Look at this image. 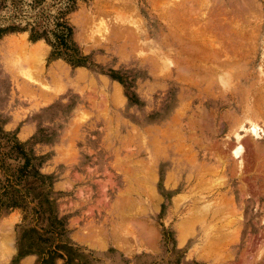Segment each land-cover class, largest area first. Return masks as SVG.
<instances>
[{
  "label": "rangeland",
  "instance_id": "1",
  "mask_svg": "<svg viewBox=\"0 0 264 264\" xmlns=\"http://www.w3.org/2000/svg\"><path fill=\"white\" fill-rule=\"evenodd\" d=\"M59 10L0 0V29L20 28L0 35V127L38 174L7 189L0 174V264H264V148L225 136L254 114L225 102L251 89L234 76L264 83V0H77L62 51L32 38ZM174 130L200 164L224 158L213 181L184 186ZM193 214L206 220L181 241Z\"/></svg>",
  "mask_w": 264,
  "mask_h": 264
},
{
  "label": "bare ground",
  "instance_id": "2",
  "mask_svg": "<svg viewBox=\"0 0 264 264\" xmlns=\"http://www.w3.org/2000/svg\"><path fill=\"white\" fill-rule=\"evenodd\" d=\"M173 19H174V17H173ZM176 24V23H175ZM235 35V34H234ZM238 36V35H237ZM189 37V36H188ZM235 37V36H234ZM244 37V36H243ZM181 40H183V39H181ZM240 41H241V39H240ZM175 42V41H174ZM183 42V41H182ZM237 42V41H236ZM197 43V42H196ZM189 44V43H188ZM197 47V46H196ZM239 47V46H238ZM237 47V48H238ZM243 47V46H242ZM207 48V47H206ZM196 49V48H195ZM203 49V48H202ZM236 49V48H235ZM200 50V49H199ZM202 51V50H201ZM214 51V50H213ZM204 53V52H203ZM210 54V53H209ZM212 54V53H211ZM219 53H214V57L215 56H218L217 57V59L218 60H220V56L218 55ZM242 54V53H241ZM212 55H210V56H212ZM240 55V54H239ZM246 55V54H245ZM207 56V55H206ZM223 55L221 54V57H222ZM241 56V55H240ZM204 57V56H203ZM250 57V56H249ZM248 57V58H249ZM247 58V57H246ZM214 59H216V57L214 58ZM216 59V60H217ZM209 60H211V58L209 59ZM215 61V60H214ZM228 62H230V61H228ZM237 62V61H236ZM240 62V61H239ZM248 62V61H247ZM245 64H246V62H245ZM248 64V63H247ZM250 64V63H249ZM220 65V64H219ZM230 65V67L229 66H227L228 68H232V70H233V67H231L232 65H233V63H231V64H229ZM222 67V66H221ZM226 66H225V68H224V66H223V68L224 69H226L227 68ZM201 68V67H200ZM227 68V69H228ZM201 70V69H200ZM240 70V69H239ZM238 70V71H239ZM208 71V70H207ZM234 71V70H233ZM235 71H236V69H235ZM242 71V70H241ZM226 72V71H225ZM177 73V72H176ZM214 73V72H213ZM212 73V74H213ZM222 73V72H221ZM180 74V73H179ZM209 76V75H208ZM191 77V76H190ZM213 77V76H212ZM260 77V76H259ZM263 77V76H262ZM234 78L236 79V80H239L238 82H240V80H248L247 81V83H248V86L251 88L249 91L247 90V89H240V87L238 86V87H236L235 88V92H236V90H237V88H239L241 91L239 92L240 94H242L245 90H247V92H248V95H247V93L245 92V93H243V95L244 94H246L245 96H246V98H240L239 97V94H238V92L233 96V100L234 101H231V100H226L225 102H227L228 103V106H230V111H234L235 112V110H239V109H241L244 113H246V114H244L245 116L247 115V114H249V112L251 113H254L253 115H247V117L244 119V120H246V125L245 124H243L242 123V127H241V130H242V132L240 133V132H235V131H232V132H228V133H225V136L229 139V138H233L236 142H241V141H243V136L245 135V134H250L251 135V137H252V139H253V141H254V143L252 144V145H254L255 144V146H253L255 149H257V152H259L260 150L262 151V149L264 148V145L263 144H260L259 143V139L262 137V133H264V128L262 129V126L260 125V123H259V121H258V119L259 118H263L264 119V112H260V114H258L257 112H256V108L258 109V107H256L255 106V101L257 102L258 101V99L261 97V99H262V97H264V83L262 82V78H260V81H258V80H252V79H248V77L243 73H241L240 75H235L234 76ZM264 78V77H263ZM196 79V78H195ZM213 79V78H212ZM33 80V79H32ZM192 80V79H191ZM206 80V79H205ZM209 80V79H208ZM233 80V79H232ZM250 81H252V82H250ZM209 82V81H208ZM236 81H234V83H235ZM195 83V82H194ZM202 83V82H201ZM204 83V82H203ZM209 83H211V81L209 82ZM237 83V82H236ZM215 84H216V82H215ZM239 84V83H238ZM246 84V83H245ZM198 85V84H197ZM237 85V84H236ZM206 89H209V88H207V87H205ZM206 89H205V91H206ZM209 91V90H208ZM238 91V90H237ZM207 92V91H206ZM206 92H204V93H206ZM210 92V91H209ZM227 92V91H226ZM234 92V93H235ZM118 96V95H117ZM221 97H223V96H221ZM264 100V98L262 99V101ZM259 101H260V99H259ZM258 101V102H259ZM226 103V104H227ZM235 103H237V104H235ZM230 104V105H229ZM257 104H259V103H257ZM261 104V103H260ZM264 104V103H263ZM239 106V107H238ZM202 110H204V109H202ZM259 111H260V109H258ZM228 112L227 111V113H231V112ZM256 112V113H255ZM205 114V113H204ZM229 115V114H228ZM243 115V116H244ZM222 116V115H221ZM232 116V115H231ZM242 116V117H243ZM174 117V116H173ZM172 117V118H173ZM207 119H209L210 120V118H209V113H207L206 112V116H205ZM229 117V116H228ZM233 117V116H232ZM237 117V116H236ZM213 118V117H212ZM238 118V117H237ZM244 118V117H243ZM171 119V118H170ZM239 120V119H238ZM175 121V120H174ZM213 121V120H212ZM215 121V120H214ZM234 121H235V119L233 120V123H234ZM241 121V120H240ZM239 121V122H240ZM261 122H263L262 120H260ZM177 122V121H176ZM238 122V123H239ZM244 122V121H243ZM264 123V122H263ZM220 124H221V122H220ZM241 124V123H240ZM235 125H236V123H235ZM238 125V124H237ZM243 125H245V126H243ZM236 128H237V126H235ZM174 129V128H173ZM231 129V128H230ZM190 130V129H189ZM188 130V131H189ZM164 131V130H163ZM175 131L176 130H174V131H172V133L171 134H169V136H168V134H166L168 137L167 138H170V139H177L176 140V143H175V145L174 146H172V147H169L168 148V151H169V154H171V155H175L176 156V160H175V163H176V165L175 166H179L180 167V170H181V174H179V176H181V177H183V178H186V183H184V186H191V185H195L197 182H199V183H201L202 182V180H205V181H209V183L211 182V181H213V180H211V178L210 177H216V176H218V171L220 172V169L222 168V169H224V167L223 166H220V164L219 163H222L221 165H225V163H223L224 162V158L222 159L221 157H218L217 155L218 154H216V157H218L216 160H218L219 161V163H216L215 161H213V162H210V161H206V162H204L203 164H200L201 162H202V160L200 161V157H197L196 155H194V154H197V153H194V149L196 148V146H195V148H193L192 146H190V145H186V143H184V142H182V140H181V137L178 139L177 137H176V133H175ZM165 132V131H164ZM177 132V131H176ZM162 133L163 132H161V135H162ZM167 133V132H166ZM244 133V134H243ZM190 134V133H189ZM243 134V135H242ZM181 135V134H180ZM183 135V134H182ZM181 135V136H182ZM162 136H164V137H166L164 134L162 135ZM178 136V135H177ZM186 137V136H185ZM192 139L193 140V138L194 137H188V139ZM157 139V138H156ZM156 139H155V141H156ZM187 139V138H186ZM227 139V140H228ZM184 140V139H183ZM229 140H231V139H229ZM228 140V141H229ZM195 140H193V141H191V142H194ZM223 141V140H222ZM190 142V141H189ZM190 142V143H191ZM225 142H226V140H225ZM244 142V141H243ZM199 143V142H198ZM203 143V142H202ZM227 143V142H226ZM226 143H225V146H227L226 145ZM157 144V143H156ZM189 144V143H188ZM196 144V143H195ZM221 144V143H220ZM224 144V143H223ZM229 145V144H228ZM225 146H224V148H225ZM229 147V146H228ZM246 147V146H245ZM158 148V147H157ZM160 148H161V150H163L164 152H166V149H165V146H163L162 144H161V146H160ZM201 148H202V146H201ZM204 148V147H203ZM202 148V149H203ZM248 148V147H247ZM205 149V148H204ZM221 149H222V147H221ZM228 149V148H227ZM224 150V149H223ZM223 150H220V151H223ZM245 149H244V147H243V144L241 145V144H239L238 145V147H237V149H235V151L233 152V154H234V156H236L237 158H239L240 159V161H239V164L238 165H240V167H241V170H249V168L252 166L251 164H249L247 161H246V159L245 158H242V156H243V154H242V152L244 151ZM156 151H158V149L156 150ZM181 151H183L182 153L184 154H181ZM260 151V152H261ZM210 152V151H209ZM248 152V150L246 151L245 150V153H247ZM207 153V152H206ZM215 153V152H214ZM219 153V152H218ZM222 153H224V152H222ZM198 155V154H197ZM247 155V154H246ZM166 156V155H165ZM245 156V155H244ZM243 156V157H244ZM246 157V156H245ZM248 157L250 158V156L248 155ZM203 158H207V155L205 154V156L203 157ZM211 158V157H210ZM247 158V157H246ZM152 161V160H151ZM178 161H180V163L178 162ZM203 161H204V159H203ZM217 161V162H218ZM227 161V160H226ZM235 163H238V162H235ZM230 164V163H229ZM227 165H228V163H227ZM251 165V166H250ZM229 166V165H228ZM219 167H221L219 170H218V168ZM175 169V168H174ZM218 170V171H217ZM241 172L239 171V174H240ZM224 174V173H223ZM169 175V177L167 178V181H169V183H170V181L172 182L175 178H176V175H174V174H168ZM171 175V176H170ZM210 179H209V178ZM221 177V176H220ZM219 179V178H218ZM221 179V178H220ZM175 182H176V180H175ZM204 182V181H203ZM198 183V184H199ZM208 183V182H207ZM208 183V184H209ZM173 184H177V182L176 183H173ZM197 184V185H198ZM204 184V183H203ZM174 185V186H175ZM177 186V185H176ZM207 186V185H206ZM223 187V186H222ZM167 188H169V187H167ZM207 188H209L208 186H207ZM206 191H208V189L206 190ZM224 196V195H223ZM190 197V196H189ZM222 199H224V198H222ZM221 199V200H222ZM230 199V198H229ZM229 199H227V200H229ZM231 200V199H230ZM224 201V200H223ZM230 202H232V200L230 201ZM226 204H228V201H227V203ZM229 205V204H228ZM231 205V204H230ZM226 207V206H225ZM234 208V207H233ZM230 209V206H229V208H228V210ZM236 210V209H235ZM230 211V210H229ZM193 215H195V214H193ZM209 217V216H208ZM208 217H206V218H208ZM214 218H216V217H214L213 216V219ZM204 219V221L206 220L205 219V217H202L201 215H195L194 216V219H189V220H184L183 222H181V223H179V230H181V232H182V230H185V233L183 232V233H181L180 234V239H181V241H183V236L184 235H187L186 233H188L189 231H191V230H195V229H193V228H195V225H197L198 223H199V221L200 220H203ZM197 222V224H195ZM201 222V221H200ZM193 224H195V225H193ZM193 234H195L194 233V231H193ZM192 234V235H193ZM226 234V233H225ZM224 235V234H223ZM229 235V234H228ZM190 236H191V234H190ZM194 236V235H193ZM186 237V236H185ZM186 239H188L187 237H186ZM187 241V240H186ZM184 245V244H183ZM210 248V247H209ZM208 248V249H209ZM222 249V248H221ZM224 252V251H223Z\"/></svg>",
  "mask_w": 264,
  "mask_h": 264
},
{
  "label": "trees",
  "instance_id": "3",
  "mask_svg": "<svg viewBox=\"0 0 264 264\" xmlns=\"http://www.w3.org/2000/svg\"><path fill=\"white\" fill-rule=\"evenodd\" d=\"M37 0H35L36 2ZM55 5L59 6L58 16L44 15V18L47 20V24L53 19L52 30H45L42 34L37 30L40 25L33 27L32 29V38L39 39L41 37H47L50 32L55 39V46L59 50H67L68 42L67 39L71 33L70 28L66 25L64 21L61 22V16L68 10H70L77 0H53ZM22 2V1H21ZM32 7L31 5H28ZM42 26V25H41ZM46 26V24H45ZM20 28L17 26L9 27L7 29H0V35L7 31H18ZM9 161L17 162L16 167H12V164H9ZM7 172L10 173L9 177L6 179L7 184L2 188L7 189L8 187H15L14 182L22 184L25 181L30 179L37 178V172L33 169L32 160L24 148V145L20 143L15 136H11L3 131L0 127V174ZM2 185V183H0Z\"/></svg>",
  "mask_w": 264,
  "mask_h": 264
}]
</instances>
